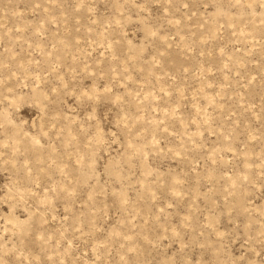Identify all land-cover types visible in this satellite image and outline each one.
Wrapping results in <instances>:
<instances>
[{"label": "rangeland", "instance_id": "1", "mask_svg": "<svg viewBox=\"0 0 264 264\" xmlns=\"http://www.w3.org/2000/svg\"><path fill=\"white\" fill-rule=\"evenodd\" d=\"M0 264H264V0H0Z\"/></svg>", "mask_w": 264, "mask_h": 264}]
</instances>
